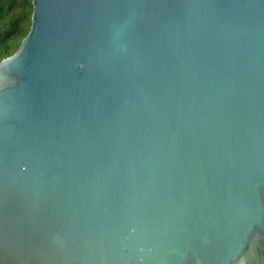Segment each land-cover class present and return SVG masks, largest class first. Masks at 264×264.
<instances>
[{"label":"water","instance_id":"obj_1","mask_svg":"<svg viewBox=\"0 0 264 264\" xmlns=\"http://www.w3.org/2000/svg\"><path fill=\"white\" fill-rule=\"evenodd\" d=\"M0 62V264H264V0H32Z\"/></svg>","mask_w":264,"mask_h":264},{"label":"trees","instance_id":"obj_2","mask_svg":"<svg viewBox=\"0 0 264 264\" xmlns=\"http://www.w3.org/2000/svg\"><path fill=\"white\" fill-rule=\"evenodd\" d=\"M32 0H0V62L14 54L31 28Z\"/></svg>","mask_w":264,"mask_h":264}]
</instances>
